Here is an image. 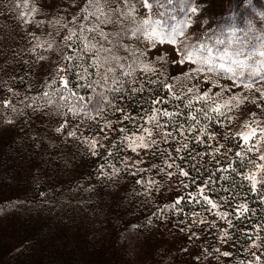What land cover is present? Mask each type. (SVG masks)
Returning <instances> with one entry per match:
<instances>
[{
    "label": "rangeland",
    "instance_id": "obj_1",
    "mask_svg": "<svg viewBox=\"0 0 264 264\" xmlns=\"http://www.w3.org/2000/svg\"><path fill=\"white\" fill-rule=\"evenodd\" d=\"M24 2L0 0V99L11 98L17 109H22L18 113L0 111V264H264V229L259 232L260 240L256 241L260 246L252 247V242L245 238L242 231L250 225L248 219L242 218L246 224L241 228L243 222L236 221L234 215H230L229 219L233 220L236 227L228 229L227 222L216 214L233 213L239 203H248L252 209H257L261 204L248 192L249 182L242 181L240 176L223 173L231 176L234 181L232 191L239 193L235 200L229 199L228 204L220 200V196H227L228 193L206 192L219 203L218 209L209 212L193 201L191 205H181L183 213L168 210L162 218L153 216V213L163 205L173 203L184 192L197 191L195 186L177 191L179 180L184 179L178 174L169 179L163 174L157 175L158 170L153 168L150 172L138 173L136 176L122 171L115 182L101 183L94 176L88 179L101 161L99 157L91 156L86 145L73 138L65 139L77 121L69 115V126L60 133L55 129L65 119L59 114L62 109L52 106L33 112L32 108L19 103L25 96L33 97L46 90L50 91L46 83L51 79L59 59L57 46L62 43L60 37H56L51 50H46V44L44 47H36L34 52L30 49L37 43L51 41L52 37L48 33L53 29L49 21L58 17L68 19V13L79 12L83 0H75V4L73 0H27V8ZM33 6L37 12L29 13ZM192 7L197 8L196 14L191 13ZM160 11L164 13L163 19L168 24H177L191 18L193 24L188 29L189 34L207 32L209 35L214 34V39L219 37L226 41L233 33L237 38H264V0H162ZM25 20L32 22L25 23ZM40 20L44 24L37 27L36 21ZM33 33L39 37V41L33 39ZM164 52L167 53V62L154 63L156 75L166 82L176 78L171 79V82L179 89L184 83L188 65L174 63L178 57L174 47L167 44L151 50L149 57L154 60ZM40 56L46 59L40 60ZM136 75L138 79H143V74ZM219 83L232 85L228 80ZM8 87L18 95L8 93ZM201 87L210 85L201 84ZM233 92L241 96H259L258 92H249L239 87L233 88ZM233 92L225 93V96ZM140 98V94H137L136 99ZM135 102L133 100L131 103ZM38 103L43 104V101ZM252 111L264 121V111L245 102L230 113L235 117L231 125L226 122L227 126L214 129L217 141L224 144L225 148H232L227 156H217L221 165L226 166L229 160H235L234 153L239 150L233 147L235 142L229 143L224 139L225 133L229 128L237 131L239 125L249 119ZM132 112L138 114L135 108ZM8 118L12 119V123L7 122ZM84 134L88 135L89 131L85 130ZM196 134L189 135V140ZM118 135L110 133L113 139ZM37 141L40 143L39 148L35 147ZM217 141L212 142L213 147L217 146ZM104 143L107 145L109 142ZM178 146L175 141L160 144V148H168L174 157V149ZM189 147L193 145L189 144ZM196 150L212 151L207 145L199 146ZM224 151L222 148L221 153ZM120 155L133 159L143 157L147 162L139 165L141 168H151L153 163L164 167V158H152L151 153L145 156L141 151L138 157L129 150ZM65 161L68 167L64 166ZM176 163L186 167L179 159ZM198 166L204 177L209 174L204 171L205 168L213 171L218 167L210 155L205 156ZM117 167H121L118 162ZM250 167L240 171L247 172ZM220 175L217 173V178ZM141 177L159 181L158 185L152 187L150 195H144V188L135 184ZM224 182L220 183L224 185ZM90 185L95 187L85 192L83 189ZM41 192L44 195H40ZM193 212L201 215L193 217ZM245 215L251 216L248 213ZM193 219L197 221L195 224L192 223ZM201 219L205 223H200ZM258 219L263 225L264 214ZM181 220L185 223H180ZM249 221L252 222V217ZM213 222L215 227L212 226ZM221 229L229 232L227 242L220 240ZM193 232L196 237L189 239ZM217 248L220 252L228 251L230 255L221 256ZM253 253L260 256V261H256Z\"/></svg>",
    "mask_w": 264,
    "mask_h": 264
},
{
    "label": "snow or ice",
    "instance_id": "obj_2",
    "mask_svg": "<svg viewBox=\"0 0 264 264\" xmlns=\"http://www.w3.org/2000/svg\"><path fill=\"white\" fill-rule=\"evenodd\" d=\"M73 3L75 4V0ZM161 4L162 0H83L79 12L68 13V19L58 17L50 20L53 31L48 35L52 40H46L44 44L37 43L30 49L34 52L36 47H44L46 44V50H51L56 37H60L62 43L57 46L59 59L51 79L46 83V88L50 91L46 90L38 96H25L19 103L32 108L33 112L52 106L62 109L59 114L65 119L55 129L60 133L69 126V115L72 120L77 121L72 130L67 132L65 139L73 138L86 145L91 156L99 157L101 161L88 179L94 176L101 183L115 182L122 171L136 176L155 168L158 170L157 175L163 174L171 179L178 174L184 178L179 180L177 191L189 189L190 186L196 187V192H184L173 203L160 207L153 213L157 218H162L168 210L183 213L181 205H191L193 201L209 212L218 209L219 203L206 192L228 193L227 196H220L225 204H228L229 199L235 200L239 193L232 191V185L224 186L220 183L231 179L230 175L223 173L240 176L242 181L249 182L248 191L264 204V163L258 162H264V121L252 111L249 119L239 125L237 131L229 128L224 139L229 143L235 142L233 147H238L239 150L234 153L236 159L229 160L226 166L220 164L217 156H227L232 148H225L224 144H220L214 130L231 125L235 117L230 113L245 102L264 111V38H237L233 33L226 41L219 37L214 39V34L209 35L207 32L189 34L188 29L193 20L188 18L177 24H168L163 19L164 13L160 11ZM24 7H28L27 0ZM36 12L34 6L29 9V13ZM191 13L196 14L197 8L192 7ZM43 24V20L36 21L37 27ZM31 35L39 41L34 33ZM165 44L174 47L178 57L174 63L188 65L184 83L179 89L171 82V79L176 78L166 82L156 75L157 69L153 65L156 61L167 62V53L156 56L154 60L149 57L151 50ZM39 59L44 60L46 57L40 56ZM137 73L143 74V79H138ZM153 76L156 78L153 79ZM20 80L23 82V77ZM221 80L231 81L232 85H222L219 83ZM201 84L210 87L202 88ZM257 84L260 86L256 87ZM235 87L258 92L259 96H241L233 92ZM7 92L13 96L18 95L11 87L7 88ZM228 92L233 94L226 97L225 93ZM137 94L141 96L138 100ZM133 100H136L134 104L131 103ZM26 101L30 102L25 103ZM38 101H43V104ZM133 108L138 114H133ZM4 110L12 113L22 111L17 109L11 98L0 99V111ZM7 122L12 123V119L8 118ZM85 130L89 131L88 135L84 134ZM110 133L119 135L113 139ZM192 133L197 134L189 140ZM157 136L160 138L157 139ZM104 141L109 143L106 145ZM174 141L179 144L174 149L175 157L168 148H160L161 143L171 144ZM213 141H217V146H212ZM189 144L193 147L190 148ZM203 145H207L212 151L196 150ZM35 147H40L39 141ZM222 148L225 149L223 153ZM129 150L138 157L141 151L145 156L151 153L152 158L163 157L164 167L153 163L151 168H141L139 165L147 162L143 157L133 159L120 155ZM209 155L218 167L213 171L205 168L204 171L209 174L204 177L198 165ZM177 159L186 167L177 164ZM117 162L121 167H117ZM64 166H69L67 161ZM248 166L251 167L247 172L240 171ZM169 169L175 171H168ZM217 173H221L218 178ZM135 184L144 188V195H150L152 187L158 185L159 181L141 177ZM94 187L95 185H90L83 190L90 192ZM40 195L44 193L41 192ZM244 199H247V194ZM256 211L254 208L250 209L248 203H239L233 213L216 214L227 222L228 229H232L236 225L229 219L230 215H234L236 221L243 222L242 218L251 220ZM249 212L251 216H246ZM200 215L199 212L192 213L193 217ZM196 222L193 219L192 223ZM199 222L205 223V220L201 219ZM180 223L185 221L181 220ZM212 226L215 227L214 222ZM262 229L264 225L257 222L242 230L245 238L252 242V247L260 246L256 241L260 240L259 232ZM220 231L221 242H227L228 230ZM193 237H196L195 232L189 239ZM216 251L220 252L219 248ZM220 255L228 257L230 253L224 251ZM255 259L260 261V256H255Z\"/></svg>",
    "mask_w": 264,
    "mask_h": 264
},
{
    "label": "trees",
    "instance_id": "obj_3",
    "mask_svg": "<svg viewBox=\"0 0 264 264\" xmlns=\"http://www.w3.org/2000/svg\"><path fill=\"white\" fill-rule=\"evenodd\" d=\"M234 181L231 179L230 181L228 180V181H226V183L224 182V186H226V184L227 183H229L230 185H232V183H233ZM248 190V189H247ZM249 192V191H248ZM257 209V211H256V215L255 216H252V222L251 221H249V220H247L248 222H250V224H255V223H257V222H259L260 224H262L260 221H259V217H261V216H263V214H264V212H263V209H264V206L262 205V204H260L258 207H256ZM250 209H252V208H250ZM248 214H250L251 215V212L250 213H248ZM246 224V222L244 221L243 223H241V228L244 226ZM264 225V224H263ZM233 232V231H232Z\"/></svg>",
    "mask_w": 264,
    "mask_h": 264
}]
</instances>
